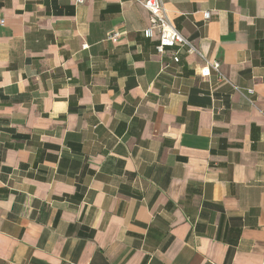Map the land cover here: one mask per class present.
<instances>
[{
    "label": "crops",
    "instance_id": "0c3cea01",
    "mask_svg": "<svg viewBox=\"0 0 264 264\" xmlns=\"http://www.w3.org/2000/svg\"><path fill=\"white\" fill-rule=\"evenodd\" d=\"M164 2L230 82L134 0H0V264H262L264 0Z\"/></svg>",
    "mask_w": 264,
    "mask_h": 264
},
{
    "label": "built area",
    "instance_id": "2783aa9c",
    "mask_svg": "<svg viewBox=\"0 0 264 264\" xmlns=\"http://www.w3.org/2000/svg\"><path fill=\"white\" fill-rule=\"evenodd\" d=\"M77 3H84L85 0H76ZM145 7L149 12V26L145 28L144 34L147 38H153L158 36V42L156 44V50L159 54H164L168 48L174 49L173 54L174 61L180 60L178 51L181 48H185L188 52L196 54L202 61L201 75L204 77L209 76L213 71L216 72L219 79L228 80V78L221 71V62L218 60L209 59L206 54L198 47H196L191 41L183 36L173 25L169 10L165 6L164 0H134ZM206 19L209 18L210 12H205ZM0 23H4L3 19H0ZM176 48V49H175ZM236 90H245L247 92V99L251 104L255 103L252 98L255 93L254 88H242L232 84ZM264 264V258L263 262Z\"/></svg>",
    "mask_w": 264,
    "mask_h": 264
}]
</instances>
